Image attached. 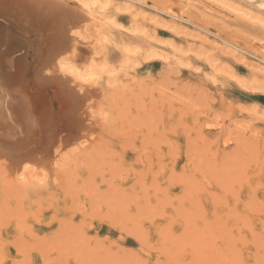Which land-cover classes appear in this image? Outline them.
<instances>
[{
  "label": "rangeland",
  "instance_id": "obj_1",
  "mask_svg": "<svg viewBox=\"0 0 264 264\" xmlns=\"http://www.w3.org/2000/svg\"><path fill=\"white\" fill-rule=\"evenodd\" d=\"M187 1L173 0V4L175 8L178 6L176 9L185 6L184 15L188 18L190 10L197 16L199 12L207 14L204 20L197 18L196 22L209 30L208 38L184 21L179 32L168 27L169 18L158 16L150 6L166 0H147L148 6L143 7L145 16L133 15L120 0H117V10L107 6L103 16L104 10L98 9L100 2L95 4L97 15L103 19L101 25L106 21L102 26L98 21L92 34L95 38L96 32H100L103 36L97 37H102L104 44L101 42L96 47L86 41L80 45L82 57L87 58L93 50L97 53L93 57L99 66L96 65L97 78L93 76V81L81 82L83 86H79V94L85 96L84 102L89 107L82 116L74 112L79 98L74 94L71 97L66 85L39 82L35 72L41 57L59 46L55 42L59 43L58 33L64 22L46 18L47 26L45 18H41L45 20L43 23L31 21L24 28L15 24L6 27L8 46L1 50L0 60L4 66L8 55L14 56L15 64L19 61L7 70V78L14 84V112L22 125L16 139L12 138L14 141L0 140V209H4V212L0 210V217L10 218L4 220L5 226L0 220L4 226L0 229L8 237L12 264H217L219 261V264H264V235L258 233L264 226V68L255 57L264 54L259 47L264 44V28L211 1L200 0L202 6L193 0ZM41 24L45 29H41ZM217 36L248 53L227 46ZM38 82L42 85H36ZM61 83L64 88L60 87ZM61 91L67 96L60 94ZM23 162L29 163L28 183L19 190L14 187L9 190L12 178H7L12 177L13 170L10 175L8 171ZM7 174L9 177H5ZM2 186L8 191L4 192ZM211 192H215V200ZM234 192H238V197L241 195L239 199ZM216 193L224 194L220 197ZM231 194L235 195L233 199ZM224 196L228 202L222 200ZM15 197L25 201L20 203ZM42 198L46 202L40 201ZM246 204L251 205V211ZM191 205L197 210L201 208L205 215L200 216V211H193ZM18 208L23 212L21 215L28 214L20 217L21 221L17 218L18 225L24 219L27 221L22 222L21 229L15 220ZM228 208L238 213L231 217L233 211ZM239 212L247 222L237 220L243 219ZM224 214L227 222L231 219L229 227L233 223L243 225L242 235L247 238L242 239L240 235L241 242L240 237L234 238L238 245L234 247L237 250L232 248L234 244L229 245L234 250L232 253L226 246L223 247L226 251L217 250L216 254L221 251L217 261L215 253L214 259L212 253V256L207 253L204 259L206 254L202 256L200 245L203 239L198 235L202 232L203 237L207 221L212 223L214 219L212 224H215L225 220L221 217ZM199 216H206L207 221L205 218L200 221ZM24 223L32 225L27 226L30 231L24 228ZM228 228L222 229V233L226 229L231 233L232 228ZM183 229L184 234L194 230V235L187 234L192 238L184 236L193 242L182 237L184 241L179 240ZM163 230L166 231L163 233ZM18 237L23 240L20 242Z\"/></svg>",
  "mask_w": 264,
  "mask_h": 264
},
{
  "label": "bare ground",
  "instance_id": "obj_2",
  "mask_svg": "<svg viewBox=\"0 0 264 264\" xmlns=\"http://www.w3.org/2000/svg\"><path fill=\"white\" fill-rule=\"evenodd\" d=\"M96 1V2H95ZM99 0H34V2H35V4H29V2H27L26 0H0V52H1V50H3L4 48H5V46L8 44V40L7 39H5V34H6V27L8 26V25H10V24H15V25H18V26H20V27H22V28H24V26H27L29 23H31V21H36L37 20V22L39 21V22H44L45 20H46V18H48L49 20H50V18L52 19H57V20H59V22L60 21H63L64 23H62L64 26H63V29L61 30V31H59V38H60V40H59V43H57V42H55L57 45H59L58 47H56L54 50H52V48H51V50L52 51H49V52H47L48 54H46L45 56H43V57H41V59L39 60V62H37V67H36V70H35V72H36V74H37V77H38V80H39V82L40 81H42V83L43 82H51L52 83V85H54L53 83H56V85H57V82H58V84H59V82H62L63 84H64V87H65V85H66V89H67V91L66 92H69V94H70V96H71V94H74V95H76V98H79V104L78 103H75V108H74V106H73V108H74V110H76V111H74V112H76V113H79V114H81V116L83 115V114H85L86 113V110H87V108H89L88 106H87V104H86V102H84V100L86 99L85 98V96L83 97V95H80L79 94V92H80V90H79V86H81V82H88V81H90V80H92V79H94V77L95 78H97L96 77V67L98 66L97 64H95V57H93V55L94 54H97V53H95L94 52V50H93V52L92 53H90V56H88L87 58H85V57H82V55H81V48H80V45H83L84 43L86 44V41H87V43H89V44H94V45H96V47H98L97 45L99 44V43H101L102 41H104L103 40V38L102 37H97V36H99V34H101L100 32H96V34H98L97 36H95V38H93V35L94 34H92L93 32H92V30L94 29V27L96 26V23L98 22V21H100V26H102L104 23H105V21H104V23L101 25V20H103L102 18H101V16H98L97 15V12H98V10H96V6L97 5H95L96 3L97 4H99V2H100V6L98 7V9H100V10H104V13H102L103 14V16L106 14L105 12V9L104 8H108L107 6H110V8H111V6L113 7V8H115L116 10H117V7H116V4H117V0H102V1H99ZM120 1H124L125 2V8L126 9H128V10H130L131 11V13L133 14V15H135V14H137V13H139V14H142V15H144L145 16V14H143V13H145V11H143L144 9H143V7H146V6H148V3H147V0H120ZM185 1V0H184ZM194 2H198V4L200 5V6H202L201 4H202V2L200 1V0H193ZM208 1H211V2H213V3H215V4H217L218 6H220V7H222V8H225V9H229L230 11H231V13L233 12V13H236V14H238V17H244V18H246V19H248V20H250V21H252V22H254V24H256V25H259V26H261V27H263L264 28V0H237V1H240V2H243L245 5H242V4H239L238 2H236V0H208ZM188 3L189 2H191V1H187ZM186 2V3H187ZM174 2H173V0H166V2H163V3H161V4H158V3H156V2H154L152 5H150L151 6V9L152 10H154L157 14H158V16L160 15H162L163 17H166V18H169L168 20L169 21H166L167 22V26L169 27H171V28H173V29H175L177 32H179L180 30V28H181V25H183V22L182 21H184V22H186V23H188V24H190V25H192V26H194L195 28H196V30H199V34L200 35H202L203 34V36H204V38L206 39V38H208L207 37V35H208V33H210L209 32V30L207 29V28H205V27H203L202 25H200V24H198L197 22H196V19L197 18H200L201 20H204L205 18H204V16H206L207 14H204V15H202L203 13L201 12V14H200V12L198 13L199 15L197 16L196 15V13L195 12H193V11H188L187 13H190L191 14V16H190V18H188V17H186L184 14L186 13L185 11V6H183V7H179L178 9H176L175 8V6H174V4H173ZM192 3V2H191ZM191 3H190V6H191ZM74 4V5H73ZM175 4H178V2L177 3H175ZM193 4H195V3H193ZM197 4V3H196ZM189 5V4H188ZM196 6V5H195ZM132 8H135V10H132ZM197 10H200V8L199 7H195ZM188 9V8H187ZM195 10V9H194ZM153 11V12H154ZM150 13H152V12H150ZM108 16V15H107ZM138 15H136L135 17H137ZM207 17V16H206ZM41 18H45V20L44 21H42L41 20ZM151 18V17H150ZM152 18H154V17H152ZM157 18V17H156ZM112 19V18H111ZM157 19H159V18H157ZM56 21V20H55ZM112 21V23H114V24H117L116 25V27H118V23H116V21L115 20H111ZM110 20H109V23L111 22ZM114 21V22H113ZM36 22V23H37ZM46 23H48L47 22V20L45 21ZM53 22V21H52ZM51 22V23H52ZM58 22V23H59ZM159 22H162V20H160L159 19ZM46 23H44V24H46ZM112 23H110V24H112ZM60 24V23H59ZM114 24H113V26H114ZM166 24V23H165ZM49 25V23L47 24V26ZM57 25V24H56ZM55 25V26H56ZM187 25V24H186ZM223 25L226 27V25L224 24V22H223ZM100 26H98L99 28H100ZM112 26V25H111ZM115 27V26H114ZM37 28V27H36ZM42 28H44V27H42V24H41V29ZM61 28V27H60ZM97 28V27H96ZM98 28V29H99ZM227 28V27H226ZM15 29V28H14ZM45 29V28H44ZM97 29V31H99ZM107 29V28H106ZM115 29V28H114ZM184 29V28H183ZM40 30V29H39ZM57 30H60L59 28H57ZM101 31H103L102 29H101ZM184 31V30H183ZM183 31H181V32H183ZM19 32V31H18ZM21 32V31H20ZM111 32V31H110ZM184 32H186V31H184ZM39 33V32H38ZM48 33H49V30H48ZM53 33V32H52ZM51 33V34H52ZM53 34H55V35H57L56 33H53ZM52 34V35H53ZM47 35V34H46ZM50 35V34H49ZM102 35V34H101ZM100 35V36H101ZM28 36V35H27ZM103 36V35H102ZM199 36V35H198ZM215 36V35H214ZM29 37V36H28ZM218 37V36H217ZM43 38V37H42ZM41 38V39H42ZM48 38H50V37H48ZM58 38V39H59ZM100 38V39H99ZM218 38H220V37H218ZM55 39V38H54ZM106 39V38H105ZM115 39V38H114ZM113 39V40H114ZM222 41H223V43L224 44H226L227 46H232V47H236L237 49H240V51H242V52H245V53H248V50H245V49H243V48H240V47H238V46H236V45H234V44H232L231 42H229L228 40H226V39H223V38H220ZM102 40V41H101ZM111 40V39H110ZM110 40H108V41H110ZM209 40V39H208ZM44 41V40H43ZM42 41V42H43ZM48 42V41H47ZM112 42V41H111ZM49 43H50V41H49ZM53 43V42H52ZM103 43V42H102ZM54 44V43H53ZM104 44V43H103ZM107 44H108V42H107ZM42 45V44H41ZM48 45V44H47ZM8 46V45H7ZM42 46H44V44L42 45ZM50 46V45H49ZM52 46V45H51ZM91 46V45H90ZM93 47V46H92ZM95 47V46H94ZM96 47L94 48V49H96ZM102 47V46H101ZM260 49H262L263 51H264V44H261L260 46ZM46 49H49L50 50V48H46ZM93 49V48H92ZM91 49V50H92ZM101 49V48H100ZM130 50V49H129ZM5 51H7V50H5ZM38 51V50H37ZM48 51V50H47ZM96 51H97V49H96ZM131 51V50H130ZM98 53H99V51H97ZM5 53H8V52H5ZM101 53V52H100ZM99 53V54H100ZM104 53V52H103ZM126 53V52H125ZM132 53V52H131ZM130 53V54H131ZM133 54V53H132ZM255 56V55H254ZM37 57H39V56H37ZM257 59H258V61H259V66H262L263 68H264V54H260V56H255ZM94 58V59H93ZM98 58V57H97ZM5 61V66L2 64V62H1V60H0V140H7V139H9V140H12V138L13 139H16V134H18L19 132H21L22 131V125L20 126V122H19V118L17 117V115H16V113L14 112L15 111V109H14V103H13V89H12V87H13V82L11 83V81L7 78V70L8 69H10L11 68V66H13V64H15V59H14V56H11V55H8L5 59H4ZM127 60H128V58H127ZM102 61V60H101ZM99 62V61H98ZM97 62V63H98ZM19 63V61H17L16 62V64L15 65H17ZM97 65V66H96ZM97 68H99V66L97 67ZM103 68V67H102ZM105 68V67H104ZM104 70V69H103ZM102 69H101V71H103ZM96 71V72H95ZM105 72V71H104ZM103 72V73H104ZM96 73V74H95ZM109 73V72H108ZM35 74V75H36ZM99 74V73H98ZM107 74V73H106ZM17 76H20L19 74L17 75ZM94 76V77H93ZM109 76V75H108ZM111 77V76H110ZM19 79V78H18ZM23 79V78H22ZM111 80V79H110ZM37 81V80H36ZM77 81V82H76ZM93 81V80H92ZM15 82V81H14ZM16 82H18V81H16ZM22 82V81H21ZM36 83V85L37 84H40V83ZM61 83V84H62ZM77 83H79L78 85H77ZM12 84V85H11ZM16 84V83H15ZM19 84V83H18ZM30 84H31V82H30ZM46 84V83H45ZM50 84V83H49ZM63 84L62 85H60V87H62L63 86ZM73 84H75V86H73ZM262 84V83H261ZM264 84V83H263ZM262 84V85H263ZM21 85V84H20ZM25 85V84H24ZM40 85H42V84H40ZM47 85V84H46ZM43 86H44V84H43ZM50 86H51V84H50ZM82 86H83V84H82ZM258 86H259V84H258ZM58 87V86H57ZM64 87H62V88H64ZM78 87V88H77ZM14 88V87H13ZM15 88H16V86H15ZM37 88H40V87H37ZM42 88V87H41ZM40 88V89H41ZM83 88V87H82ZM19 90V88H16V90ZM76 89V90H75ZM79 91H78V90ZM83 90V89H82ZM21 91V90H20ZM60 91V90H59ZM63 91V90H62ZM62 91L60 92V94L62 93ZM34 92V91H33ZM63 92H65V91H63ZM36 93V92H35ZM56 94V93H55ZM59 94V95H60ZM63 94V93H62ZM68 94V93H67ZM58 95V94H57ZM64 95V94H63ZM66 95V94H65ZM64 95V96H65ZM73 95V96H74ZM67 96V95H66ZM65 96V97H66ZM73 96H71V97H73ZM68 98H70V97H67V100H68ZM75 98V97H74ZM75 98V99H76ZM83 98V99H82ZM57 99V98H56ZM71 100H73V98H70ZM75 99H74V101H75ZM82 99V100H81ZM69 101V102H71V103H73L72 101ZM78 101V100H77ZM86 101H87V99H86ZM59 103V102H58ZM70 104V103H69ZM77 104H78V106H77ZM61 105V104H60ZM74 105V104H73ZM77 106V107H76ZM87 106V107H86ZM72 111V110H71ZM73 112V111H72ZM115 112V111H114ZM110 113V112H109ZM117 113V112H116ZM72 114H74V113H72ZM110 115V114H109ZM118 116H119V114H117ZM76 116V115H75ZM106 116H108V115H106ZM105 116V117H106ZM80 117V116H79ZM117 117V116H116ZM88 118V117H87ZM80 119H81V117H80ZM108 119H109V117H108ZM120 119V118H119ZM104 120V119H103ZM123 120V119H122ZM108 122V121H107ZM115 122V121H114ZM119 122V121H118ZM116 123V122H115ZM127 123V122H126ZM45 124H47V123H44V125ZM113 124V123H112ZM121 124H122V122H121ZM122 126H124V125H122ZM128 126V125H127ZM113 127V126H112ZM115 127V126H114ZM30 128H32L31 126H30ZM33 129V128H32ZM118 130V129H117ZM18 137V136H17ZM12 141H14V140H12ZM85 142V141H84ZM79 144H82V142L81 143H79ZM84 144V143H83ZM82 144V145H83ZM28 165H29V163H26V162H23V163H21V165L20 166H16V167H14L15 169H11V171H8V174H9V172H12V170H13V173H12V177H10V178H7V179H10L11 180V178H12V182L10 183V181L7 183V185L10 183V186H12V189H10V188H8L9 190H13V187L16 189V190H19V188H21V187H24V186H26L27 185V183H28V178L27 177H29L28 176V171L30 170L29 169V167H28ZM203 172V171H202ZM8 174H7V176H5V177H9L8 176ZM196 174V173H195ZM201 174V173H200ZM10 175V174H9ZM205 175V174H204ZM203 175V176H204ZM171 176V175H170ZM180 176V175H179ZM202 175H201V177H203ZM174 178H176V177H174ZM181 178H183V177H181ZM205 178H206V176H205ZM208 178V177H207ZM29 179H30V177H29ZM202 179V178H201ZM200 179V180H201ZM5 180V179H4ZM203 181H204V178L202 179ZM201 180V181H202ZM1 181V183H2V180H0ZM177 181V180H176ZM179 181V180H178ZM200 181V182H201ZM202 181V182H203ZM6 182H7V180H6ZM170 182V181H169ZM172 182V181H171ZM170 182V183H171ZM173 182H174V180H173ZM172 182V183H173ZM180 182V181H179ZM183 183H184V181H182ZM205 182V181H204ZM208 182L210 183V180H208ZM35 183V182H34ZM186 183V182H185ZM256 183V182H255ZM13 184V185H12ZM201 184V183H200ZM203 184V183H202ZM202 184L200 185V187H202ZM177 185L179 186V184L177 183ZM189 185V184H188ZM169 186V185H168ZM171 186H173V184L171 185ZM186 186V185H185ZM190 186V185H189ZM206 185H204L203 187H205ZM251 186V185H250ZM257 186V185H256ZM3 187V186H2ZM6 187H9V185L8 186H6ZM5 187V188H6ZM193 187V186H192ZM190 188V187H189ZM208 188V187H207ZM207 188H206V190H207ZM3 189H4V187H3ZM7 189V188H6ZM6 189H4V192L6 191ZM184 189H185V187H184ZM202 188H200V190H201ZM213 189V188H212ZM190 190V189H189ZM205 190V191H206ZM220 190V189H219ZM8 191V190H7ZM6 191V192H7ZM183 191V190H182ZM256 192L257 190H253V192ZM11 192H14V194L17 192V191H11ZM10 191H9V193H11ZM18 192H22V191H18ZM183 192H185V191H183ZM207 192L209 193V191L207 190ZM206 192V194H208ZM224 192V191H223ZM239 192V191H238ZM238 192H234L233 194H235L236 193V197L239 199L240 198V194H239V197L237 196V193ZM250 192H252V191H250ZM252 192V193H253ZM254 192V193H255ZM258 192V191H257ZM40 193V192H39ZM212 193V192H211ZM214 193V196H213V198L215 197V192H213ZM213 193H212V195H213ZM240 193V192H239ZM6 194H8V193H6ZM13 194V193H12ZM17 194H19V193H17ZM186 194V193H185ZM192 194V193H191ZM216 194H219V193H216ZM224 194V193H223ZM222 194V195H223ZM227 194V193H226ZM225 194V195H226ZM233 194H231V198H232V196H235V195H233ZM251 194V193H250ZM9 195V194H8ZM20 195V194H19ZM17 196V198L19 199V197L21 196ZM23 195H25V193L23 194ZM22 195V196H23ZM187 195V194H186ZM204 195V194H203ZM221 195V196H222ZM253 195V194H252ZM251 195V196H252ZM10 196H12V195H10ZM26 196V195H25ZM189 196V195H188ZM199 194H198V197H196L197 198V200H199ZM219 196H220V194H219ZM218 196V197H219ZM220 196V197H221ZM228 196V195H227ZM226 196V197H227ZM248 197H249V195H247ZM7 197H9V196H7ZM181 197V196H180ZM210 197H212V196H210ZM209 197V198H210ZM218 197H216V199H217V202H219L218 200H219V198ZM225 196L224 197H222V200L224 199V200H227V202H228V199L226 198ZM247 197V198H248ZM10 198V197H9ZM12 198V197H11ZM16 198V197H15ZM16 198V199H17ZM174 198H176L175 196H174ZM178 198V197H177ZM254 198V197H253ZM255 198H257V196L255 197ZM5 199L7 200V198H6V195H5ZM17 199V201H21L22 199H20V200H18ZM26 199V198H25ZM180 199H182V198H180ZM189 199V198H188ZM187 198H186V200H188ZM233 199V198H232ZM249 199V198H248ZM41 200H43V198L42 199H40V201ZM45 200H47V199H45ZM45 200H43V202L45 201ZM173 200V199H172ZM201 200V199H200ZM214 200H215V198H214ZM251 200V199H250ZM250 200H248V201H250ZM254 200L255 199H253V202H254ZM259 200V199H258ZM257 200V201H258ZM22 201H25V200H22ZM174 201V200H173ZM180 201H182V200H180ZM185 201V200H184ZM191 201V200H190ZM221 201V200H220ZM236 201H240V200H235V202ZM4 202V201H3ZM33 203H34V201H32ZM46 202V201H45ZM53 202V201H52ZM186 202V201H185ZM224 202V201H223ZM241 202V201H240ZM244 202V201H243ZM242 202V203H243ZM247 202V201H246ZM252 202V203H253ZM18 203V202H17ZM21 203V202H20ZM19 203V204H20ZM54 203V202H53ZM181 203H183V201L181 202ZM200 203H202V202H200ZM249 203V202H248ZM10 204H11V201H10ZM10 204H9V206H10ZM35 205H36V202L34 203ZM38 204H41L42 205V203L40 202H38ZM37 204V205H38ZM179 204H180V202H179ZM199 204V203H198ZM212 204V203H211ZM244 204V203H243ZM253 204H255V203H253ZM3 205V204H2ZM189 205V204H188ZM219 205H221L222 206V204H219ZM232 205H235L234 204V202H233V204ZM241 205V204H240ZM247 205V204H246ZM16 206H20V205H16ZM24 206V205H23ZM39 206V205H38ZM192 206V205H191ZM200 206H202L203 207V204H199V207ZM213 206V205H212ZM228 206H229V204H228ZM239 206V205H238ZM237 206V207H238ZM243 206V205H242ZM245 206V205H244ZM250 207H248V205H247V207L250 209L251 208V205H249ZM4 208L6 207L5 205L3 206ZM29 207V206H28ZM40 207V206H39ZM38 207V208H39ZM43 207V206H42ZM179 208H181L182 207V205H180V206H178ZM178 207H177V209H178ZM197 207V206H196ZM222 207H224L225 208V206H222ZM235 207V206H234ZM237 207H236V209H237ZM246 207V206H245ZM246 207V208H247ZM20 209L22 208V206L21 207H19ZM18 208V212H17V216H16V218H15V220L17 221V218L19 219L20 217H26V216H28V214L27 213H25V215H21V213H23L22 211H20L19 212V209ZM175 208V207H174ZM173 208V209H174ZM190 208V207H189ZM192 209H193V211L196 209L195 207H191ZM204 208V207H203ZM213 208H215V206H213ZM232 209H233V207H231ZM231 208H228L229 210H232ZM6 209V208H5ZM10 209H12L13 210V208H10ZM15 209H16V207H15ZM23 209V208H22ZM21 209V210H22ZM44 209V208H43ZM69 209H71V208H69ZM184 209V208H183ZM192 209H191V211H192ZM198 209V208H197ZM196 209V210H197ZM201 208H199V210H197L198 212L200 211V213L202 212L201 210H200ZM218 209V208H217ZM216 208H215V210H217ZM245 209V208H244ZM252 209V208H251ZM251 209L249 210V211H251ZM1 210V209H0ZM4 210V209H3ZM3 210H1V212L3 211ZM137 210V209H136ZM175 210V209H174ZM186 210V209H185ZM190 210V209H189ZM238 210V209H237ZM247 209H245V211H246ZM10 211V210H9ZM15 211V210H14ZM13 211V212H14ZM23 211H24V209H23ZM38 211V210H37ZM44 211H46V210H44ZM138 211V210H137ZM188 211V210H187ZM222 211H224V210H222ZM233 212H232V214L233 215H231V217L232 216H234V215H236V214H234V213H238V211L236 212V210L234 209V210H232ZM242 211H243V209H242ZM249 211H246V212H248V213H250ZM4 212V211H3ZM12 212V211H11ZM11 212H9L10 214H11ZM181 212H182V210H181ZM213 212H214V210H213ZM215 212H217V211H215ZM214 212V213H215ZM228 212H230L229 214H231V211H228L227 210V213ZM7 213V212H6ZM138 213V212H137ZM184 212H182L181 214H183ZM192 213V212H191ZM226 213V212H225ZM241 212H239V214H240ZM1 214V213H0ZM13 214H15V213H12V215ZM19 214V215H18ZM35 214V213H34ZM174 214V213H173ZM188 214V215H187ZM186 215L187 216H189V213H187ZM198 214V213H197ZM202 214V213H201ZM201 214H199L200 216H204L205 214L203 213L202 215ZM207 214V213H206ZM213 214V213H212ZM220 214H221V212H220ZM247 214V213H246ZM139 215V214H138ZM179 215V217H181V215H180V213L178 214ZM219 215V214H218ZM245 217L248 215H245V213L243 214ZM3 217L5 216V215H2ZM7 217H10L9 216V214L8 215H6ZM33 216H35V215H33ZM192 216H193V214H192ZM191 216V218L190 219H192L193 217ZM195 216V215H194ZM199 216V219H201L202 217H200ZM206 216H208V215H206ZM204 217L205 218V220H206V218L207 217ZM228 217H230V215H227ZM240 216H242V214H240ZM240 216H238L239 218H240ZM22 217V218H23ZM30 217H32V215H31V213H30ZM52 217V216H51ZM222 218H224L225 217V214H224V216H221ZM243 217V216H242ZM247 217H249V216H247ZM6 218V217H5ZM36 218H37V216H36ZM182 218H183V216H182ZM188 218V217H187ZM187 218H185V219H187ZM204 218H202L200 221H202ZM226 218V217H225ZM237 218V217H236ZM7 220H9L8 218H6ZM6 219H2V217H0V220L1 221H3L2 223H3V225L5 226V221H6ZM28 218H26V220H27ZM35 219V218H34ZM175 219H177V218H175ZM181 219V218H180ZM185 219H183L184 221H185ZM195 219H198V217H195ZM221 219V218H220ZM248 219V218H247ZM259 219V218H258ZM5 220V221H4ZM14 220V219H13ZM14 220V221H15ZM23 220V219H22ZM36 220V219H35ZM60 219H58V221H59ZM214 220V219H213ZM213 220H212V223H213ZM216 220H217V218L215 219V222H216ZM222 220V219H221ZM220 220V223H215V224H212V223H210L211 221L209 220V221H207L209 224H206V230H204L203 228H205V227H203L202 229L204 230V233H203V237L201 236V234H202V232L198 235V236H200L199 238H201V239H203V241H201V244L200 243H198V242H200V240H198V242L197 241H194L198 246H200L201 245V249H202V253H204V254H202L201 253V251H199L200 252V254H202V256H204L205 254V256H204V259H205V257L207 256V253H208V255H211V253H212V255H213V259H214V256L216 255L217 257L215 258L216 259V261L218 260V254H219V252L221 253V251H218V254H216L217 253V250H219V249H221V248H225V246L226 247H229V245H232V244H234L233 246H232V248L234 249V250H237V249H235V248H237V246L235 247V244H237V243H235L236 242V240L234 239V238H236L237 239V237H238V240H239V237H240V242H241V237H242V239H244V238H247V237H244V236H246V235H242V231L244 232V230H242L243 229V225L242 224H239V223H237V224H235V223H233V225H230L231 227H229V220H231V219H228V222H227V218L225 219V220H222L221 221ZM234 220V219H233ZM232 220V221H233ZM237 220H239V221H242V222H244L243 220H245L246 222H247V220L246 219H244V217H243V219L241 218V220L240 219H237ZM19 221H21L20 219H19ZM19 221H17V227L19 226V228H20V226H22L23 225V221L24 222H27V221H25V219L20 223V225H18V222ZM37 221V220H36ZM182 221V220H181ZM188 221H189V219H188ZM11 222H13L12 220H11ZM135 222V221H134ZM222 222H225V224L224 223H222ZM226 222H227V224H226ZM236 222V221H235ZM262 222V221H261ZM8 223H10V221H8ZM61 223V222H60ZM169 223V222H168ZM167 223V224H168ZM189 223V222H188ZM202 223V222H201ZM248 223H250V221L248 222ZM263 223V222H262ZM261 223V224H262ZM0 224H1V222H0ZM7 224V223H6ZM11 224V223H10ZM126 224V223H125ZM171 224V223H170ZM205 224H204V226H205ZM244 224V223H243ZM250 224H253V223H250ZM249 224V225H250ZM1 226L0 225V227H4V226ZM7 225H9V224H7ZM40 225V224H39ZM45 225V224H44ZM124 225V224H123ZM127 225V224H126ZM182 225V224H181ZM197 225H198V223H197ZM237 225V226H236ZM246 225V224H245ZM244 225V226H245ZM248 225V226H249ZM264 224H262V226H263ZM24 226H26V227H24V228H28L29 226H32V225H27V224H25L24 223ZM28 226V227H27ZM164 226V225H163ZM173 226V225H172ZM171 226V227H172ZM186 226V225H185ZM194 226H196V225H194ZM193 226V227H194ZM202 226V225H201ZM234 226H235V228H234ZM240 226V227H239ZM247 226V225H246ZM187 227H188V225H187ZM197 227V226H196ZM199 227V226H198ZM232 228V230L234 229H237L236 231H238V232H235V231H232L231 230V233L228 231L227 232V229H226V232H223L222 233V229L224 230L225 228ZM242 227V228H241ZM250 227V229H251V226H249ZM5 228H8V227H5ZM23 228V227H22ZM127 228V227H126ZM189 228V227H188ZM191 228V227H190ZM228 228V230H230ZM246 228H248V227H246ZM253 228V227H252ZM4 229V228H3ZM14 229H17V228H14ZM21 229V228H20ZM31 229V228H30ZM59 229V228H58ZM129 229V228H128ZM134 229V228H133ZM164 229V228H163ZM167 229H168V227H167ZM185 229V228H184ZM184 229H183V234L185 233L184 232ZM196 228H194V230H195ZM197 229H199V228H197ZM249 229V230H250ZM23 230V229H22ZM21 230V231H22ZM28 230H29V228H28ZM32 230V229H31ZM127 230V229H126ZM171 230V229H170ZM170 230H167V231H170ZM191 230H193V229H191ZM191 230H189L190 232H188L189 234H193L194 235V230L193 231H191ZM249 230H248V232H249ZM18 231V230H17ZM26 231V230H25ZM25 231L23 232V233H25ZM30 231V230H29ZM28 231V232H29ZM129 231V230H128ZM164 231H166V230H163V233H164ZM188 231V230H187ZM200 230H198L197 232H199ZM225 231V230H224ZM250 231H252L251 233V235L253 236V234L255 235V229L253 228V230H250ZM19 232H20V230H19ZM28 232H26L27 234H29ZM33 232V231H32ZM32 232H31V234H32ZM133 232H135V231H133ZM156 232V231H155ZM194 232V233H193ZM196 232V233H197ZM174 233V232H173ZM187 233V234H188ZM226 233H228V234H226ZM259 233V235L260 234H262V236L264 235V226L263 227H261V231L260 232H258ZM258 233H256L257 235H258ZM5 233H4V231L3 230H1L0 229V264H12V256H11V254L9 253V250H8V242H9V240H8V237L6 236V235H4ZM129 234H130V232H129ZM157 234H159V233H157ZM181 234V236H180V239L179 240H181V237L182 238H185L186 236L185 235H187V234ZM225 234V235H224ZM21 235V234H20ZM134 235V234H133ZM132 235V236H133ZM140 235V234H139ZM165 235H168V233H165ZM173 235V234H172ZM180 235V234H179ZM227 235V236H226ZM240 235H242V236H240ZM258 235V236H259ZM22 237L24 236V235H21ZM20 236V237H21ZM30 236V235H29ZM158 236H160V235H158ZM162 236V235H161ZM164 236V235H163ZM162 236V237H163ZM168 236H171L170 235V233H169V235ZM167 236V237H168ZM185 236V237H184ZM191 235H189V237H188V235H187V237L188 238H192V236L190 237ZM195 236H196V238H195V240H197V235L195 234ZM194 236V237H195ZM262 236H259V237H261V239H262ZM133 237H135V238H137L136 236H133ZM165 237V236H164ZM179 237V236H178ZM193 237V238H194ZM264 237V236H263ZM141 238V237H140ZM172 238V237H171ZM184 239V240H188V241H191L190 239ZM230 239L231 241H229V243H227L226 241L225 242H221L220 240H218V239ZM252 238V237H251ZM256 238V237H255ZM17 239H19V237L17 238ZM17 239H16V241H17ZM22 239V238H21ZM167 239V238H166ZM166 239H164V240H166ZM174 239H176L177 240V238H176V236H175V238ZM174 239H172V240H174ZM232 239H234L235 241H234V243H231L230 244V242H233V240ZM20 240V239H19ZM23 240V239H22ZM22 240H20V242L22 241ZM138 240V239H137ZM163 240V239H162ZM171 240V239H170ZM184 240H181V241H184ZM193 240V239H192ZM218 240V241H217ZM237 240V242H239ZM13 242H15V241H13ZM18 243V244H21V243ZM164 242V241H163ZM174 242L176 243V241L174 240ZM180 242V241H179ZM191 242H193V241H191ZM204 242V243H203ZM253 242V241H252ZM256 242V241H255ZM260 242H261V240H260ZM24 243V242H23ZM27 243V242H26ZM158 243V242H157ZM156 243V244H157ZM177 243H178V240H177ZM176 243V244H177ZM182 243V242H181ZM247 242H245V244H246ZM16 244V243H15ZM28 244V243H27ZM26 244V245H27ZM167 244V243H166ZM170 243H169V241H168V245H169ZM200 244V245H199ZM258 244V243H257ZM164 245V244H163ZM195 245V244H194ZM238 245V244H237ZM264 245V244H263ZM13 246H14V244H13ZM27 246H30V244L29 245H27ZM32 246H33V244H32ZM158 246V245H157ZM167 246V245H166ZM170 246H171V244H170ZM172 246H174L173 245V243H172ZM259 246V245H258ZM19 247V246H18ZM152 247V246H151ZM149 248V250H151L152 248ZM176 247V246H175ZM192 247H196V248H198L197 246H193L192 245ZM235 247V248H234ZM254 247V246H253ZM260 247H263V246H260ZM15 248V247H14ZM157 248V247H156ZM161 248H163V247H161ZM168 248V247H167ZM183 249L185 248V247H182ZM223 248V249H224ZM230 248V247H229ZM264 248V247H263ZM19 249H21V248H19ZM28 249V248H27ZM27 249L26 250H24V251H27ZM29 249H32V248H29ZM182 249V250H183ZM192 249V248H191ZM200 248H199V250H201ZM223 249H222V252H223ZM257 249V248H256ZM16 250H18V249H16ZM163 250V249H162ZM162 250H161V253H162ZM196 250V249H195ZM195 250L193 249V251L195 252ZM225 251L227 250V249H224ZM230 250H231V248H230ZM234 250H231V253H232V251H234ZM23 251V250H22ZM23 251V252H24ZM152 251H153V249H152ZM192 251V250H191ZM239 251V250H238ZM242 251V250H241ZM19 252V251H18ZM22 252V253H23ZM35 252V251H34ZM197 252V251H196ZM21 253V254H22ZM210 253V254H209ZM214 253H215V255H214ZM227 253V252H226ZM229 254H230V252H228ZM227 253V254H228ZM23 254H25V253H23ZM29 254V253H28ZM136 254V253H135ZM175 254H176V251H175ZM182 254V253H181ZM197 254H198V252H197ZM223 254V253H222ZM222 254H220L221 256H222ZM147 255V254H146ZM172 255V254H171ZM211 255V256H212ZM233 255V254H232ZM231 255V256H232ZM238 255H239V253H238ZM18 256V255H17ZM31 256V255H30ZM180 256V255H179ZM192 256V255H191ZM201 256V257H202ZM211 256H210V258H211ZM225 256V255H224ZM227 256V255H226ZM19 257H21L20 255H19ZM23 257V256H22ZM137 257V256H136ZM149 257H150V255H149ZM159 257V256H158ZM178 257V256H177ZM176 257V258H177ZM200 257V256H199ZM200 257V258H201ZM223 257V256H222ZM233 257V256H232ZM43 258V257H42ZM175 258V259H176ZM179 258V257H178ZM195 258V257H194ZM193 258V259H194ZM197 258H198V256H197ZM199 258V261L202 259H200ZM211 258V259H212ZM227 258V257H226ZM259 258V257H258ZM23 259H24V257H23ZM204 259H202V260H204ZM223 259V258H222ZM232 259V258H231ZM26 260V259H25ZM177 260V259H176ZM183 260H185V259H183ZM192 260V259H191ZM225 260V259H224ZM258 260H260V259H258ZM147 261V260H146ZM146 261H145V263H146ZM171 261V260H170ZM198 261V260H197ZM198 261V262H199ZM208 261H211V260H208ZM208 261H206V263L208 262ZM234 261V260H233ZM243 261V260H242ZM261 261V260H260ZM16 262H18V261H16ZM172 262H174V261H172ZM179 262V261H178ZM191 262V261H190ZM204 263H205V260L203 261ZM219 262H221V261H219ZM219 262H217V264H219ZM139 263V262H138ZM157 263V262H156ZM155 263V264H156ZM184 263V262H183ZM233 263V262H232ZM239 263V262H238ZM16 264V263H15ZM31 264V263H30ZM170 264V263H169ZM194 264H195V262H194ZM208 264H210V263H208ZM214 264H216V262L214 263ZM231 264V263H230ZM243 264H244V262H243Z\"/></svg>",
  "mask_w": 264,
  "mask_h": 264
},
{
  "label": "water",
  "instance_id": "obj_3",
  "mask_svg": "<svg viewBox=\"0 0 264 264\" xmlns=\"http://www.w3.org/2000/svg\"><path fill=\"white\" fill-rule=\"evenodd\" d=\"M29 4H35L34 0H26Z\"/></svg>",
  "mask_w": 264,
  "mask_h": 264
}]
</instances>
